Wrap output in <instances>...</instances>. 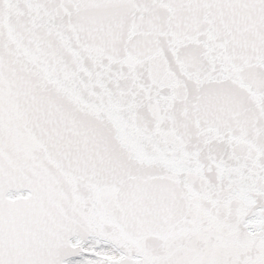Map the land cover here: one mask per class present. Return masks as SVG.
<instances>
[{"label":"snow or ice","instance_id":"6c2138e0","mask_svg":"<svg viewBox=\"0 0 264 264\" xmlns=\"http://www.w3.org/2000/svg\"><path fill=\"white\" fill-rule=\"evenodd\" d=\"M0 264H264V0H0Z\"/></svg>","mask_w":264,"mask_h":264}]
</instances>
